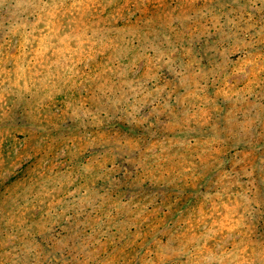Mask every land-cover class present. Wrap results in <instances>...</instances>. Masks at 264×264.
<instances>
[{"label": "rangeland", "instance_id": "rangeland-1", "mask_svg": "<svg viewBox=\"0 0 264 264\" xmlns=\"http://www.w3.org/2000/svg\"><path fill=\"white\" fill-rule=\"evenodd\" d=\"M33 1L0 0V7L17 3L28 11ZM178 1L179 21L172 15L166 20V31L176 34L169 33L150 49L155 42L151 28L144 61L134 72L147 69L143 105L151 110L141 125L158 129L160 136L153 134L149 143L140 140L139 146L130 142V148L145 146L155 153L164 146L190 156L178 167L179 173L169 161L164 187L145 194L147 202L157 198L162 203L146 214L142 212L146 202L135 201L133 211L129 206L117 208L103 185V179L112 175H103L108 161L97 154L66 171L63 156L56 152L39 162L48 179L38 187L26 180L0 195V264H264V122L262 132L250 116L257 98H264V50L256 48L264 44V30L248 42L243 38L255 26L235 28L229 34L235 38L232 48L216 43L203 49L196 46L214 35L211 28H199L200 20L211 27L212 19L217 25L228 20L242 26L249 19L264 18V9L250 12L253 6H264V0ZM201 4H206L203 13L198 9L188 14ZM188 39L190 44L182 46ZM164 46L167 49L152 51ZM14 52L13 47L11 56ZM2 80L0 71V89ZM140 81H135L139 88ZM2 112L0 95V188L22 164V158L16 162L7 158L9 135ZM85 130L88 147L96 145L93 128ZM35 176L30 172L28 178ZM100 179V187L94 188ZM175 179L190 180L179 185ZM78 208L91 211L90 218L75 214ZM110 211L124 218L121 223L105 222L117 231L100 236L107 225L91 216ZM90 231L98 232L97 238L86 243Z\"/></svg>", "mask_w": 264, "mask_h": 264}, {"label": "trees", "instance_id": "trees-1", "mask_svg": "<svg viewBox=\"0 0 264 264\" xmlns=\"http://www.w3.org/2000/svg\"><path fill=\"white\" fill-rule=\"evenodd\" d=\"M16 4L0 7V54L6 61V67L2 68L0 57L3 78L0 95L1 117L9 135L7 158L12 162L22 158V164L16 175L0 188V195H7L6 188L26 180L38 187L48 179L38 167L39 162L54 157L56 152L63 156L66 171L98 154L109 162L103 175H112L103 179V185L115 199L116 207L129 206L133 211L135 201L146 202L142 212H152L162 199L147 202L145 194L164 187L163 181L168 176L164 168L169 161L179 173L178 167L181 169L190 156L179 148L170 151L161 146L155 153H149L145 146L130 148V142L139 146L140 140L149 143L153 134L160 136L158 129L151 131L147 123L141 125L151 110L143 105L148 94L143 80L147 69L142 67L137 74L134 72L144 61L149 30L154 27L155 32L150 49L167 39L169 33L175 35V30L166 31V20L172 15L179 21L182 5L178 0H34L26 11V7ZM203 8L206 4L193 7L188 14L198 9L202 12ZM259 9L264 6H253L250 12ZM213 20L214 27L205 19L199 21L201 30L211 28L214 35L200 39L198 49L214 43L232 48L235 38L229 34L235 28L242 30L244 25L255 26L243 38L248 42L252 35L264 30V18L249 19L242 26L228 20L217 25ZM186 44H190L189 39L182 46ZM13 47L15 52L11 56ZM256 48L264 50V44ZM165 49L154 47L152 51ZM137 80H141V88L135 83ZM257 100L250 116L257 119L256 127L263 132L264 98L260 95ZM85 125L95 132L97 144L92 147L83 138ZM78 143L82 145L73 149ZM30 172L36 176L28 178ZM101 179L94 188L100 187ZM189 180L175 179V182L183 185ZM90 213L84 208L75 212L83 219L90 218ZM116 215L113 211L101 216L94 212L91 218L105 225L113 219L121 223L124 216L118 219ZM114 227L107 225L99 235L115 233ZM90 232L93 234L86 236V243L97 238L98 232Z\"/></svg>", "mask_w": 264, "mask_h": 264}]
</instances>
